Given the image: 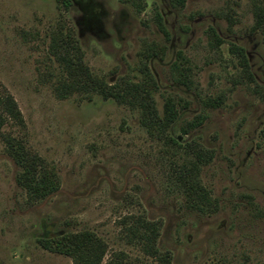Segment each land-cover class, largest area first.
Returning <instances> with one entry per match:
<instances>
[{
  "label": "rangeland",
  "instance_id": "374dc122",
  "mask_svg": "<svg viewBox=\"0 0 264 264\" xmlns=\"http://www.w3.org/2000/svg\"><path fill=\"white\" fill-rule=\"evenodd\" d=\"M263 2L0 0V93L24 121L2 132L60 182L30 201L0 138V264H73L40 242L80 231L106 244L101 264H264V24L254 16ZM67 33L109 85L151 78L159 116L167 99L178 110L175 143L150 136L137 110L56 95L52 44ZM194 151L208 157L194 173L204 203L180 178ZM138 220L158 228L155 256Z\"/></svg>",
  "mask_w": 264,
  "mask_h": 264
},
{
  "label": "trees",
  "instance_id": "16d2710c",
  "mask_svg": "<svg viewBox=\"0 0 264 264\" xmlns=\"http://www.w3.org/2000/svg\"><path fill=\"white\" fill-rule=\"evenodd\" d=\"M60 1L66 8L70 4L69 0ZM176 1L183 3V0ZM254 16L256 28H261L264 24V2L257 8ZM52 50L60 66V75L54 90L59 98L64 99L72 95L84 97L99 95L106 100H112L119 105L139 111L140 124L150 136L175 143L168 138L167 132L176 122L178 110L172 100L167 99L163 107V116H159L153 99L154 83L148 75L141 83L122 78L109 85L93 75L83 63L80 49L69 33L60 39H53ZM200 124L201 119L190 123L188 130ZM6 125L22 129L24 121L13 97L4 91L0 93V138L5 144L7 155L18 168L16 184L25 191L30 201L45 200L59 190L60 182L57 174L46 166L40 157L29 153L21 139L3 133L2 129ZM188 130H183V134H187ZM195 158L197 163H191L190 167L180 174V178H183V182L188 185L190 195L193 194L196 200L204 203L207 198L200 191L194 173L198 171V164L207 162L208 157L201 151H196ZM136 224L139 239L145 247L144 251L155 256L157 226L144 220H138ZM40 243L51 252L69 257L73 264H101L107 251L104 241L90 231L55 235L43 239ZM162 263L170 264L169 257H164Z\"/></svg>",
  "mask_w": 264,
  "mask_h": 264
}]
</instances>
